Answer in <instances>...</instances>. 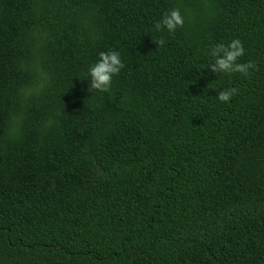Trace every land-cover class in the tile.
<instances>
[{
  "label": "trees",
  "instance_id": "obj_1",
  "mask_svg": "<svg viewBox=\"0 0 264 264\" xmlns=\"http://www.w3.org/2000/svg\"><path fill=\"white\" fill-rule=\"evenodd\" d=\"M0 264H264V0H0Z\"/></svg>",
  "mask_w": 264,
  "mask_h": 264
},
{
  "label": "clouds",
  "instance_id": "obj_2",
  "mask_svg": "<svg viewBox=\"0 0 264 264\" xmlns=\"http://www.w3.org/2000/svg\"><path fill=\"white\" fill-rule=\"evenodd\" d=\"M184 24L185 18L181 14L180 8L174 7L168 10L154 27L157 31L167 29L169 33H175L177 28H183ZM155 42L157 45L162 46L165 40L161 38ZM244 53L245 48L239 38H234L227 44L218 43L210 50L213 62L207 67L211 72L217 74L240 73L245 77L250 76V70H256L257 66L251 61L246 63L238 62ZM98 55V60L88 69L87 76L90 77L88 90L90 92H109L113 77L119 75L125 65L118 51H101ZM237 91L235 88H224L219 90L216 96L219 101L227 103L231 97L237 94Z\"/></svg>",
  "mask_w": 264,
  "mask_h": 264
}]
</instances>
